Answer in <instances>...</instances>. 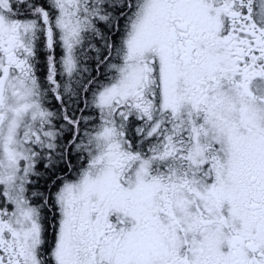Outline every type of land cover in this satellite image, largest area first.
I'll use <instances>...</instances> for the list:
<instances>
[{"label": "snow or ice", "instance_id": "obj_1", "mask_svg": "<svg viewBox=\"0 0 264 264\" xmlns=\"http://www.w3.org/2000/svg\"><path fill=\"white\" fill-rule=\"evenodd\" d=\"M0 264H264V0H0Z\"/></svg>", "mask_w": 264, "mask_h": 264}]
</instances>
